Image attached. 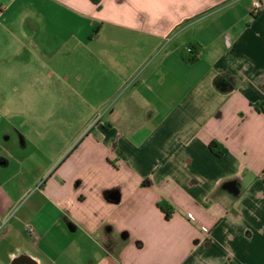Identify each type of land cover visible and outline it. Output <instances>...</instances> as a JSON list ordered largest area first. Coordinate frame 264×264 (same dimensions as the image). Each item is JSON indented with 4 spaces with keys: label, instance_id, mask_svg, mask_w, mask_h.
Returning a JSON list of instances; mask_svg holds the SVG:
<instances>
[{
    "label": "crops",
    "instance_id": "1",
    "mask_svg": "<svg viewBox=\"0 0 264 264\" xmlns=\"http://www.w3.org/2000/svg\"><path fill=\"white\" fill-rule=\"evenodd\" d=\"M251 7L0 0V264H264Z\"/></svg>",
    "mask_w": 264,
    "mask_h": 264
},
{
    "label": "trees",
    "instance_id": "2",
    "mask_svg": "<svg viewBox=\"0 0 264 264\" xmlns=\"http://www.w3.org/2000/svg\"><path fill=\"white\" fill-rule=\"evenodd\" d=\"M92 1H96L97 4L100 2V0H92ZM197 50H198L197 48L193 47V54H190V55L188 54V55L184 56V60L187 63L194 64L198 58V51ZM208 147L216 156L220 157L222 155L221 147L215 141L211 142ZM159 207L162 211H164V213L168 217L171 216L172 208L168 204H166V203L162 204L161 203Z\"/></svg>",
    "mask_w": 264,
    "mask_h": 264
},
{
    "label": "built area",
    "instance_id": "3",
    "mask_svg": "<svg viewBox=\"0 0 264 264\" xmlns=\"http://www.w3.org/2000/svg\"><path fill=\"white\" fill-rule=\"evenodd\" d=\"M264 4L262 0H252V7L250 9V13L252 15H257L263 10ZM185 52L187 54H193V48L188 46L185 48ZM192 221L197 222L196 218L191 216ZM26 230L28 234L31 236V238H35L36 236V229L32 224H27L26 225Z\"/></svg>",
    "mask_w": 264,
    "mask_h": 264
},
{
    "label": "rangeland",
    "instance_id": "4",
    "mask_svg": "<svg viewBox=\"0 0 264 264\" xmlns=\"http://www.w3.org/2000/svg\"><path fill=\"white\" fill-rule=\"evenodd\" d=\"M123 91H124V90L120 91V92L117 94V96H115V98H114V100H113V102H112L111 105H113L117 100L120 99V97H121L122 94H123ZM102 113H103V112L98 113V114H97V117L101 116ZM80 115L82 116L83 114H80ZM85 115H86V114H85ZM89 130H90V128H88V129L83 133V135L81 136V138H84V137L88 134ZM72 147H73V146H72ZM72 147H71V148H72ZM60 148H61V146H53V148H51L50 151H48V152H49V154H50L51 152H55V150L58 151ZM53 150H54V151H53ZM64 151H66V150H64ZM40 184H42V183H40ZM40 184H39V186H40ZM37 189H38V188H36V190H37Z\"/></svg>",
    "mask_w": 264,
    "mask_h": 264
}]
</instances>
